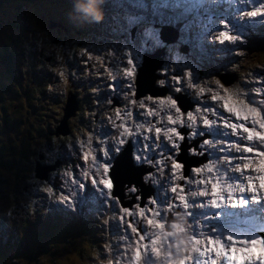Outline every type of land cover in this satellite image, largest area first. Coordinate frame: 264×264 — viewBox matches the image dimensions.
<instances>
[{"label":"snow or ice","instance_id":"obj_1","mask_svg":"<svg viewBox=\"0 0 264 264\" xmlns=\"http://www.w3.org/2000/svg\"><path fill=\"white\" fill-rule=\"evenodd\" d=\"M212 3L215 0H211ZM238 4H243L245 6L248 5H259L258 7H254L252 10L247 11L245 14L250 20H254L255 18H259L261 22H264V0H235ZM134 8L145 9L147 5L142 2H136L132 5ZM154 11L158 9H171L178 14L175 17H170V19H185L188 22L184 25V30L188 31L193 26L199 24V17L204 14L205 8L207 7L206 0H161L160 3H153L152 5ZM243 9H237V12H242ZM163 15V13H158ZM190 18V19H189ZM143 17L136 15H128L126 17L127 24L132 26L142 20ZM225 19V23L222 25L219 30V35L213 37L214 42H218L220 44H224L225 42H235L240 39L237 35L230 34L233 30H235V25L231 20ZM233 19H240L239 15L233 17ZM248 22V21H245ZM212 35L211 32L208 33ZM161 41L159 40L158 34L153 29H148L142 34L140 48L144 51H149V45H159ZM135 50V45H133ZM179 59V57H177ZM139 59V50L134 51L133 54H128V58L126 61V65L123 69L124 76L123 79L127 80L128 78L134 77L135 69H136V61ZM167 69H165V72ZM189 80L191 79V73H188ZM114 80L117 77L113 78ZM177 82H180V77H176ZM166 84L165 80L160 81V85L164 86ZM111 87H115V84H112ZM128 87L131 88V83L128 84ZM225 95H221L219 92L217 94L212 95L211 99L214 102H222L220 107L223 108L229 114V118L234 117L237 122H230L229 118H224L220 115V112L216 107L211 109L212 114L220 116L223 120L224 126L230 129L228 133H219L225 136H234L237 137L236 140L229 142L228 151L231 153L233 146L235 147L236 152L240 153L239 156H231L228 160L229 164H232L233 161H247L243 163V168L240 167L239 163H236L234 171L240 173L241 176H244L245 172L255 173L257 175H247L244 176V180L247 181L248 187H244L243 183L236 189L232 188L230 184L228 186L229 192L227 196V202H233V192H238L240 194V198L238 201L233 203V207H241L243 210L238 214L239 216H246L249 213L259 212V219L261 220L260 232L252 231L250 234H244L247 236L246 239L234 240L233 235H228L226 239L222 240L221 236H217L215 240L212 239L211 236L207 238L206 241L203 242V245L197 247L196 245H201V240L198 239V236L203 235L202 233L193 231L191 236V240L193 242L192 252L188 254L185 259L181 261V264H216L214 256L221 257L220 264H264V196L259 195L258 193L264 191V92L257 90L255 95L251 93H237L232 94L229 93L227 88H224L223 85L219 86ZM180 91L179 88L176 89ZM201 94L205 92L204 88L200 89ZM243 95L244 99H239L238 97ZM256 97H260V99H256ZM169 106L175 109L176 113H180L176 119L173 118L172 115L167 116L168 122L171 124H179L181 127H189L194 128L197 127V118L200 112L199 107H197L194 111L187 112L186 119L184 118V114L181 113V109L177 106V101L168 98ZM161 107L163 108L165 105V101L160 102ZM149 115H155L154 110H149ZM119 116V113H118ZM203 127L208 129V135L213 134L212 129L215 125V121L209 119L207 116L202 118ZM124 128V131L121 133V136H132L133 132L131 129L121 125ZM151 131V129H149ZM164 132L165 138L168 141H172L171 148L169 149L171 152H175L177 155L179 153L180 144L177 142L183 141L186 139L184 135L177 130L176 127H170L166 130L161 127L155 128L156 136L153 139H159L160 134ZM171 133V135H168ZM206 133L201 131H192L189 133V136H204ZM176 138V139H174ZM246 142V143H245ZM126 143L124 138L119 139V146H123ZM212 142L208 139L203 140L202 144L199 145L200 150L197 148H190V153L192 155H205V151L203 149L205 146H209ZM243 145V146H242ZM144 149L151 151L150 144H144ZM119 152L121 147H115L114 149H106L103 152L104 156H108L111 151ZM221 151H224L222 148ZM251 154V155H248ZM89 155L92 156L93 162H95L98 157L96 154H92L90 152H85L83 158L85 161L88 160ZM137 161L146 160L151 163V159L148 157L141 156L137 154L135 156ZM258 160V162H257ZM157 167L159 168L160 162H156ZM183 164L177 163L173 160L171 168L168 169L169 176L166 180H175L177 178L190 181L191 183H200L206 184L211 182V177L208 179H201L199 181L196 180V175L202 174L205 170L211 174L214 171V167L211 165H205L204 168L197 167L192 170L194 175L192 177H178L177 173L183 169ZM109 163L106 162L103 166V174L100 175L99 179L95 176L91 178V184L98 192V196L102 198V202L107 206L109 202L117 203L119 201V197H114L112 195V189L114 187L113 181L110 177H108L109 173ZM155 173H148L145 177L146 180H152ZM241 176H236V180H240ZM259 181V185L257 187L255 181ZM78 183V182H77ZM161 188L164 186V182H159ZM78 187L83 188L84 185L78 183ZM131 192H136L137 189L135 186L130 188ZM169 191L173 194L172 201L168 204L167 208L164 209V212L172 211L177 207H182L185 210L189 209L190 206L195 205V201H191V205L188 199V196L185 194V186L184 184H174L170 187ZM249 192L252 195L245 196L244 193ZM191 195L193 197L196 196H207V191H199L192 192ZM211 195L216 197L211 200L210 206L215 207L216 209H225V196L220 195L217 183L211 184ZM139 199V197H137ZM167 195L163 198L160 197H152L149 200V205L145 208H140L139 212L130 211L127 208L123 209V212L126 214L125 216H121V221H126V231L130 229L131 233L136 234L138 237L135 241L136 247L134 248V264H140L142 257L144 258L145 264H149V261L152 260L153 257H161L163 253H166V259L170 258L173 254L172 251V237L173 235H167V238L162 239L159 235H156V230H164L165 223L167 220V216L162 214L161 209L156 207L158 204H163L165 200H167ZM69 198L65 197L64 202H68ZM219 200V202H218ZM175 201H179V205L175 203ZM250 201H254L255 205L259 207H245L250 204ZM204 206V205H201ZM122 207V206H121ZM190 217L195 220L196 214L192 212L187 213ZM138 215L139 218L145 223L146 227L142 230L143 234H141V229H139L134 221L127 220V217ZM215 215H220V213H216ZM229 215H232L229 213ZM173 228H177L181 231H186L191 228V225H185L181 228L180 225H173ZM149 229H152L153 232L149 233ZM260 238H257V237ZM146 242V243H145ZM227 245H231L230 250ZM237 245H240L238 248ZM259 248V253L256 252V249ZM203 258V259H202Z\"/></svg>","mask_w":264,"mask_h":264},{"label":"rangeland","instance_id":"obj_2","mask_svg":"<svg viewBox=\"0 0 264 264\" xmlns=\"http://www.w3.org/2000/svg\"><path fill=\"white\" fill-rule=\"evenodd\" d=\"M14 1L11 2L9 10L11 14L15 13L22 5V2ZM76 2L77 0H69L68 2L59 0L57 4H53L51 0H33L29 3L32 9L26 16L27 23L17 24V27L21 28L20 30H16L13 19L10 20L9 16L0 10V44L6 45L10 40L9 50L17 60V62H4V70L11 71L12 68H17L20 63L26 67L23 69V76L19 75L16 78L12 75L14 80L9 79L6 82L0 76V105L5 98H14L20 101L17 111L18 120L9 125V130L18 131L37 120L48 121L55 106V102L45 99L44 91L40 88V82L35 73L34 44L40 42L43 26V20L39 19L35 13H41L42 18H44L57 9L66 13L65 17L73 21L74 24L84 27L85 24H79L78 14L73 18L69 15ZM136 2L138 1L105 0L103 5L104 17L109 20L110 15L124 9L141 10L132 6ZM160 13H164V11L161 9ZM29 73L31 77L27 82ZM23 79L25 80L24 90L21 86ZM162 100L165 101L164 107H169L166 98L151 101L161 106ZM6 144L5 152H8L9 143ZM70 154L71 157L75 158L74 153L71 152ZM73 167L75 168L74 165ZM5 181L9 183V180ZM64 181L65 177L62 176L55 185L54 192L57 189H64ZM2 189L3 187L0 186V190ZM21 189H24L22 183ZM27 190L30 191L29 188ZM43 198L44 194L41 192V187L36 185H34L31 197L26 196L17 199L13 193H5L4 199L6 205L12 208L14 223H11L12 229L7 222L3 223L5 231L0 236V247H3L2 254L9 251L16 252L15 257L9 256L4 259L5 264H16L14 261H17V264H34L29 261L34 259L39 252L46 254L47 257H43L38 264H50L49 260H51V264H78L77 262L74 263L75 258L80 260L81 258L94 257L96 253L102 254L106 251V246L102 240L104 232L100 222L101 216L94 213L93 210L85 211L83 209L78 217L70 207L61 205L56 220L44 218L41 225L37 226L35 208ZM77 228H79L78 234L76 233Z\"/></svg>","mask_w":264,"mask_h":264},{"label":"clouds","instance_id":"obj_3","mask_svg":"<svg viewBox=\"0 0 264 264\" xmlns=\"http://www.w3.org/2000/svg\"><path fill=\"white\" fill-rule=\"evenodd\" d=\"M12 0H0V8L6 9L10 8ZM105 0H77V2L73 6V11L69 14L71 18L74 16H77V18L80 20L79 24H91V23H101L104 19L105 12H104V5ZM23 68L19 70V75H22ZM2 73V71H0ZM10 78L7 75L5 76L4 80L6 82L9 81ZM14 80V79H13ZM4 119L6 121H4ZM4 121L3 124H0V130L2 127H7L12 122H16L18 120V114L15 113H2L0 112V123L1 121ZM32 124V123H31ZM30 125H26L23 130L26 133V137L21 136V142L17 148L16 151L12 150V147L17 145V142L15 139H10L9 137H13L9 132L3 133V138L5 141H8V152H5L4 148H0V186L3 187L2 190H0V196L3 198V205L5 209V213H12V208L8 207L6 205V201L4 199V195L6 192H11L14 194L15 198H21V197H31V194L26 191H19L16 187L21 186V181L23 178L32 179L37 185L41 186L42 193L45 197L49 196V188L47 181L42 177V161H41V155L36 147V143L43 144L40 139H34V136L38 135L35 134L31 128ZM43 124L46 128L51 129L52 128V122L51 120H43ZM17 132L14 133V137H17ZM28 171V173H27ZM5 180H9V183H6ZM41 204V201L37 204L35 211L36 215H38L39 211V205ZM45 217L41 218L40 220H37V226H40L43 222V219ZM3 235L0 232V236ZM1 241V239H0ZM1 253H0V264H5L4 259L13 256L14 252H7L6 254H2L3 247H0ZM43 257H47L46 254H39L37 253L35 258L32 259L29 262H32L34 264H38L40 260ZM94 261V257L84 258L77 260L75 258L74 263L78 264H91ZM17 264V261H14ZM123 264V263H122Z\"/></svg>","mask_w":264,"mask_h":264},{"label":"bare ground","instance_id":"obj_4","mask_svg":"<svg viewBox=\"0 0 264 264\" xmlns=\"http://www.w3.org/2000/svg\"><path fill=\"white\" fill-rule=\"evenodd\" d=\"M144 95H145L148 99H150V100L166 98V97L164 96V93H163L162 90H160V89H155V88H154V90H152L151 92H149V93H145ZM164 109H165V112H167V110L172 109V108L169 106V107H164ZM162 115H163V113H162Z\"/></svg>","mask_w":264,"mask_h":264},{"label":"trees","instance_id":"obj_5","mask_svg":"<svg viewBox=\"0 0 264 264\" xmlns=\"http://www.w3.org/2000/svg\"><path fill=\"white\" fill-rule=\"evenodd\" d=\"M16 1H18V2H22V3H24V4H26L27 2H31V1H33V0H16ZM15 2V1H14ZM9 44H7L6 46H4V49L2 50V53H3V55H5V51L9 48ZM2 59V55H1V53H0V60ZM4 121H6L5 119H4Z\"/></svg>","mask_w":264,"mask_h":264}]
</instances>
